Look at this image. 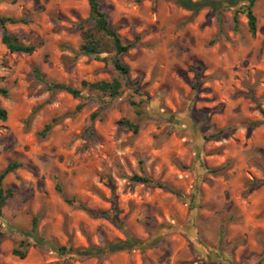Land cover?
Instances as JSON below:
<instances>
[{
	"label": "rangeland",
	"instance_id": "obj_1",
	"mask_svg": "<svg viewBox=\"0 0 264 264\" xmlns=\"http://www.w3.org/2000/svg\"><path fill=\"white\" fill-rule=\"evenodd\" d=\"M99 1L124 43L139 38L120 56L130 74L116 97L82 85L118 77L110 62L77 56L87 0H0V17L27 20L0 25V174L19 164L3 181L14 196L0 264H264V0L255 36L244 14L235 27L233 9ZM5 30L35 51L9 52ZM36 69L81 97L51 92ZM127 239L140 245L82 254Z\"/></svg>",
	"mask_w": 264,
	"mask_h": 264
},
{
	"label": "trees",
	"instance_id": "obj_2",
	"mask_svg": "<svg viewBox=\"0 0 264 264\" xmlns=\"http://www.w3.org/2000/svg\"><path fill=\"white\" fill-rule=\"evenodd\" d=\"M90 13L86 20L79 23L78 27L81 33L82 44L79 47V52L77 56H87L93 57L94 59L111 63L115 71L118 74L117 78H114L111 81H99L92 84L84 82L83 87H87L91 90L97 91L105 96L116 97L119 95L120 90L123 87L122 80H127L130 74L129 66L124 63L121 59V55L127 54L129 51L137 47L139 38L136 37L132 42L124 43L121 39L118 29L113 27L107 17L105 10L101 8L99 0H87ZM177 4L181 5L183 8L192 11L193 13H198L204 9H210L213 12H221L224 10L233 9V21L235 27L238 26L239 20L238 15L244 14L247 19V24L249 27V32L252 36L256 35L257 32V18L254 14V6L257 0H175ZM20 23H27V20H17L14 18H5L0 17V25L4 28L6 24L16 25ZM91 23V24H90ZM2 42L6 46L9 52H23L27 54H32L36 46H26L23 43L19 42L17 37L11 35L6 30L2 35ZM36 75L38 78L45 84L46 88L51 92H66L71 95L73 98H80L81 91L65 84H58L54 82L47 81L43 76H41L38 69H36ZM201 74L197 73V80L201 79ZM122 79V80H121ZM197 85V84H196ZM9 90L6 87L0 85V97H8ZM81 109V106L78 108ZM8 120V112L1 105L0 101V124L6 123ZM119 124L131 129L135 133L138 131V127L132 125L129 122H119ZM51 128V124L45 126V129L42 132V135H45ZM221 133V132H220ZM19 167L18 163H10L5 170L0 174V217L2 215L3 208L8 204V202L13 198L14 191L12 189H5L3 187V181L7 175L13 172L16 168ZM132 182L154 185L160 189L167 190L178 197L183 198L184 195L173 190L168 185L162 184L160 182L154 181L147 176L133 175L131 178ZM67 202H72L67 200ZM86 210V209H85ZM89 214L93 216H108L106 212H92L86 210ZM109 217V216H108ZM33 231L36 229V220L33 222L32 226ZM1 242V240H0ZM37 243L46 245L47 243L41 239L37 238ZM140 245L138 241L127 239L124 241H117L113 244H106L102 248H90L89 250L82 252L84 255H98L103 254L104 252H118L124 250H132L135 247ZM54 249H57L54 246ZM57 251H64V248H58ZM15 256L24 259L26 257L25 252L13 250L12 252ZM86 253V254H85Z\"/></svg>",
	"mask_w": 264,
	"mask_h": 264
}]
</instances>
